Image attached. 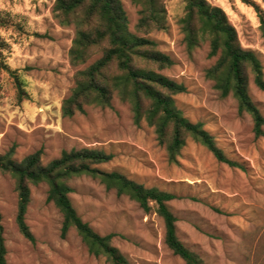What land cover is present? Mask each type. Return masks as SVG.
<instances>
[{
    "label": "rangeland",
    "instance_id": "obj_1",
    "mask_svg": "<svg viewBox=\"0 0 264 264\" xmlns=\"http://www.w3.org/2000/svg\"><path fill=\"white\" fill-rule=\"evenodd\" d=\"M57 0H0V61L24 81L19 99L13 74L0 71V156L14 151L21 162L38 150L46 165L64 151L98 148L113 155L99 168L117 171L146 187L175 194L169 203L177 235L206 264H264V136L257 138L252 117L241 114L233 96L222 97L207 71L216 63L209 42L189 51L182 30L183 0H166L168 29L138 32L140 7L122 0L132 32L154 39L173 65L161 71L184 84L177 107L192 122H202L217 145L245 169L219 162L203 145L188 139L177 163L146 122L136 125L132 106L115 97L112 106H88L74 117L63 115V102L76 85L69 52L74 25L55 17ZM222 8L243 48L254 51L264 67V38L255 8L244 0H208ZM264 12V0H248ZM250 95L264 115V91L250 80ZM79 216L100 235L113 234V245L130 264H186L165 244V226L155 208L149 212L129 197H119L88 176L71 182ZM46 183L31 187L26 222L35 241L17 224L16 180L0 171V213L8 264H110L95 257L75 229L62 237L63 215L47 201Z\"/></svg>",
    "mask_w": 264,
    "mask_h": 264
},
{
    "label": "trees",
    "instance_id": "obj_2",
    "mask_svg": "<svg viewBox=\"0 0 264 264\" xmlns=\"http://www.w3.org/2000/svg\"><path fill=\"white\" fill-rule=\"evenodd\" d=\"M140 7L138 32L149 35L155 30H167L169 10L166 0H131ZM258 13L264 38V12L254 2L244 0ZM185 14L181 19L185 42L192 51L202 42H209V56L217 57L207 71L222 97L233 96L241 114H249L254 122L257 138L264 136V115L250 95V80L264 91V67L259 56L243 48L235 27L226 12L208 0H183ZM55 17L63 25H74L76 36L69 52L74 66L87 64L96 54L101 57L76 74V85L63 102V115L74 117L88 106L111 107L117 96L132 106L136 125L146 122L154 128L159 143L165 146L169 161L177 163L188 139L206 147L221 163L245 169L221 149L214 136L202 122H192L177 107L175 97L187 91L161 71L170 68L173 60L158 49V42L140 36L130 29L128 14L122 0H57ZM13 74L18 96L23 100L25 85L22 78L0 61V71ZM113 159V155L98 148L84 147L64 151L62 155L43 163V151L38 150L21 162L14 159V151L0 156V171L16 180L19 196L17 224L21 234L31 242L34 235L26 222L31 202V187L46 183L47 201L63 215L62 237L75 229L91 255L104 257L110 264H130L124 254L113 245V234L102 236L76 211L70 198L71 182L83 176L98 180L117 196L129 197L146 212L155 208L165 226V244L186 264H206L185 246L177 235V218L169 203L175 194L157 187H146L117 171L99 168ZM0 213V264H8Z\"/></svg>",
    "mask_w": 264,
    "mask_h": 264
}]
</instances>
